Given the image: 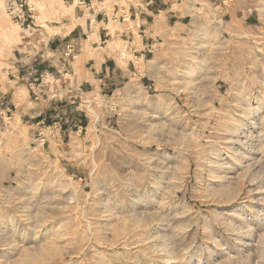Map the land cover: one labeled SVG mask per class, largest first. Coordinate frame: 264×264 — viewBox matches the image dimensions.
Instances as JSON below:
<instances>
[{
    "label": "rangeland",
    "instance_id": "374dc122",
    "mask_svg": "<svg viewBox=\"0 0 264 264\" xmlns=\"http://www.w3.org/2000/svg\"><path fill=\"white\" fill-rule=\"evenodd\" d=\"M10 1L0 80L36 43ZM170 2L182 31L114 93L0 114V264H264V0ZM28 3L52 34L61 0Z\"/></svg>",
    "mask_w": 264,
    "mask_h": 264
},
{
    "label": "crops",
    "instance_id": "0c3cea01",
    "mask_svg": "<svg viewBox=\"0 0 264 264\" xmlns=\"http://www.w3.org/2000/svg\"><path fill=\"white\" fill-rule=\"evenodd\" d=\"M28 1V0H27ZM170 0H61L57 19L32 26L25 10L20 27L35 44L10 60L0 80V114L35 130L62 118L65 108L93 93H114L157 55L184 20Z\"/></svg>",
    "mask_w": 264,
    "mask_h": 264
},
{
    "label": "built area",
    "instance_id": "2783aa9c",
    "mask_svg": "<svg viewBox=\"0 0 264 264\" xmlns=\"http://www.w3.org/2000/svg\"><path fill=\"white\" fill-rule=\"evenodd\" d=\"M80 3H83L84 0H79ZM8 9L10 13L13 15V19L16 23H20L22 18L24 17V12L27 10L30 12V17L33 18V9L28 3L27 0H11L8 3Z\"/></svg>",
    "mask_w": 264,
    "mask_h": 264
},
{
    "label": "bare ground",
    "instance_id": "6f19581e",
    "mask_svg": "<svg viewBox=\"0 0 264 264\" xmlns=\"http://www.w3.org/2000/svg\"><path fill=\"white\" fill-rule=\"evenodd\" d=\"M42 6V4H39V7H41Z\"/></svg>",
    "mask_w": 264,
    "mask_h": 264
}]
</instances>
